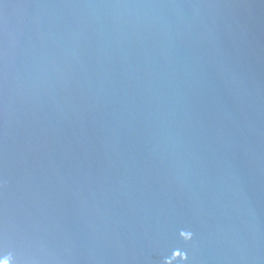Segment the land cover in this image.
Returning <instances> with one entry per match:
<instances>
[{
  "label": "water",
  "instance_id": "obj_1",
  "mask_svg": "<svg viewBox=\"0 0 264 264\" xmlns=\"http://www.w3.org/2000/svg\"><path fill=\"white\" fill-rule=\"evenodd\" d=\"M0 264H264V0H0Z\"/></svg>",
  "mask_w": 264,
  "mask_h": 264
}]
</instances>
